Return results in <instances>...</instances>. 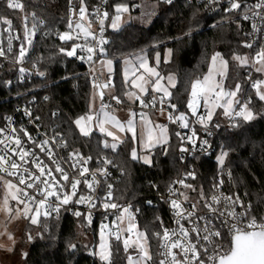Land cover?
Here are the masks:
<instances>
[{"label":"snow or ice","instance_id":"obj_1","mask_svg":"<svg viewBox=\"0 0 264 264\" xmlns=\"http://www.w3.org/2000/svg\"><path fill=\"white\" fill-rule=\"evenodd\" d=\"M166 2L171 3V0H166ZM218 2L219 0H210V3ZM4 3L8 9L24 10V5L20 0H4ZM228 3L229 7L224 9L225 12L243 10V20L257 18L261 23H264V0H256V3L252 5H248L244 0H228ZM68 5V31L59 33V39L65 43L75 40H82L83 43H72L71 48L61 47L59 52L67 57H76L90 64L99 62L111 74L113 61L111 59L94 61V57H97L98 53L106 54L104 45L108 41L103 36L105 21L110 19V27L119 29L124 14L130 11L129 6L125 3L114 4L112 5L114 13H110L101 7H96L92 12H89L85 0H68ZM90 17H94L98 23L99 35L93 30V21ZM24 21V40L19 45L18 54L13 57L15 64H23L36 32L35 23L29 28L27 16L24 17ZM0 24L8 25L7 29L0 31V38H3L4 32H8L7 49L5 50L3 46H0V57L7 58V54L13 52V40H20V37L12 34L11 20L0 15ZM252 28L256 32L262 31L257 24H253ZM0 45H2V39H0ZM243 46L253 48V43L245 42ZM78 50L84 54H78ZM171 56L172 50L168 49L164 62L168 63ZM154 59L155 66L149 65L146 55L137 56L136 62L125 60L124 84L133 90L125 91L124 96L133 103L139 101L141 107L144 108H155L157 104L161 106L167 104L168 107L175 110L177 106L171 103L173 96L171 89L176 87V77L174 74L164 76L157 70L160 64L159 52L156 53ZM232 60L241 67L249 64L257 65L256 71L264 72V45L256 50L251 57L234 53ZM228 64L229 61L224 59L219 52L213 54L207 72L190 82L186 102L189 112L168 114L169 121L179 124L181 128L190 130V134L179 131L175 133L180 141L179 150L181 153L197 151L198 141L200 151L206 152L208 150L209 141L198 135L196 128L192 125H200L207 135H211L210 125L216 128L220 127V124L213 121L214 116L217 115L216 109H222V114L233 121L235 117H239L243 122H250L259 115L250 106L251 98L246 102H242L238 98V93L241 92L240 83H236L233 88L225 87L224 81L227 78ZM26 71L27 69L23 67L19 68L21 73ZM93 73H95L94 68ZM39 75L44 76L45 73L40 72ZM251 86L255 89L259 99L264 101V79L253 81ZM92 87L93 92L90 95L88 112L73 121L80 134L84 137H90L94 131H99L106 137H112V143H109L107 139L103 141L104 147L112 149L117 148L118 144L124 141L110 128L117 129L119 132H131L133 141H136L138 138L136 113L132 112L126 122H121L114 114V110H110L111 105L104 103L105 90L113 87L111 76L109 75L107 81H101L99 77L94 75ZM157 93L160 95H156ZM145 97H149V99L146 100ZM96 99L101 101L99 109H94ZM111 99L117 103H122L119 96L113 95ZM201 107L204 108V112L199 111ZM160 110L163 112L164 108L161 107ZM189 113L191 117L195 118L194 120L189 119ZM26 114L31 115L27 111ZM140 125L143 131L139 134V141L147 154L141 156L136 148H133L131 158L142 160L145 164L151 165L153 163L151 149L160 146L165 155L169 151L168 127L167 125L153 124L147 113L140 114ZM231 126L239 127L240 125L234 121ZM21 133L27 137V142H30L33 147L27 146ZM51 139L55 141L56 137ZM61 145L67 147V143L63 141L62 137ZM186 145H191V148ZM36 149H39V152ZM40 153H43L54 167L45 163ZM227 156L228 152L223 150L218 155L217 161L221 168H223ZM90 160H92L91 156L84 157L79 150L69 153L68 161H64V163L71 162L69 167L73 169V174L70 175L61 164L63 158L57 159L48 139L37 141L23 127L20 129L12 127L7 132L4 128H0V182L3 183L4 187L3 203L0 205V210L8 213L15 210L17 216L23 215L31 224L40 223L41 217L50 218L53 214L58 217L61 208L73 202L88 205L89 211L85 218L89 223L92 221V210L98 206L103 208L105 212L118 210L120 215L116 216V220L112 221L111 225L103 221L100 224L99 243L97 250L93 251L92 255L98 257L101 264H114L113 256L119 251V248L114 250V242L122 243L123 252L126 254V264H264V217L258 221L251 214V204L244 205L238 195H225L220 192L219 189L224 183L223 179H219L213 184L216 192L210 197H206L203 190H200L199 195L204 201L202 207L205 211L203 212L195 202L191 204V209L185 208L184 203L189 202V197L183 192L179 193L183 200L171 198L176 197L179 190L172 185L168 186L170 208L176 227H165L163 221L157 217L162 229V231L152 234L157 239L158 247L161 249L159 256L162 258L157 260L150 251L149 235L147 232L139 230L131 206L122 208L121 205L113 202L112 185H107L104 196L101 197L96 194L97 189L101 188L98 173L105 177L109 173L103 167L95 170L89 169L87 165ZM101 163L111 164L112 162L102 158ZM186 175L194 179L196 174L194 171H190ZM228 175L231 176V172ZM5 177L10 178L6 179ZM172 183H178L185 188L195 190L191 184H185L184 180L173 181ZM81 184L86 186L87 194H80ZM153 187L157 186L153 185ZM10 200L15 202V209L9 207ZM97 201H99V205ZM20 205L23 207H19ZM237 205L244 211L237 212ZM137 211L139 210L137 209ZM74 215L80 217L84 214L76 211ZM212 218L220 221V228H227L230 237L227 247L217 242L216 238L221 237L222 233L220 228L213 224ZM184 221L190 227H186ZM200 221L205 222L203 226L200 225ZM125 222L126 227H122L121 225ZM31 238L29 236V239ZM69 247L74 249L76 245L71 244ZM22 255L26 256L27 253Z\"/></svg>","mask_w":264,"mask_h":264},{"label":"trees","instance_id":"obj_2","mask_svg":"<svg viewBox=\"0 0 264 264\" xmlns=\"http://www.w3.org/2000/svg\"><path fill=\"white\" fill-rule=\"evenodd\" d=\"M24 10H5L8 16L16 19L24 13L34 11L38 21L36 38L30 59L45 73L42 79H34L28 84H16L4 87V75L0 67V125L4 115L23 99L19 93L34 94L37 100L36 110L46 123H56L57 130L65 138L69 148L79 150L83 156L92 159L105 155L112 157L122 176L116 184L118 200H132L141 205L140 228L149 235L148 244L155 259L158 258V241L152 235L160 231L157 224L159 214L167 215L163 200L157 207L145 205L144 201L157 191H166L169 182L176 177L181 168L179 160V142L170 127L169 151L165 155L162 147L153 151L151 165H145L130 158V140L123 139L115 151L102 146L103 135L93 132L90 137L82 136L73 121L88 112L90 95L93 91L89 64H78L59 52L61 47L70 48L73 41L65 43L56 34L68 31V0H21ZM88 10L96 0H85ZM127 3L130 0H108V11L114 13L112 5ZM160 4L155 18L147 26L128 22L116 31L110 29L109 42L104 45L108 57L114 60L116 67L122 57L144 50L148 55L161 52L165 47L172 50L168 63L161 62L159 70L165 74L173 72L177 76L176 87L172 88L171 103L178 109L184 108L188 99L189 85L192 80L202 76L208 60L214 52L221 53L229 61L227 82L242 81L245 87L246 67H237L231 60L234 53H254L243 43L247 28L243 22L228 15H209L204 8L188 0H175L169 4ZM138 10H131L137 12ZM110 19L108 20V24ZM117 72V69H116ZM259 74L254 72L253 78ZM114 93L123 98L121 83L116 74L112 78ZM18 94V95H17ZM251 107L259 115L250 122L237 120L239 127L221 128L216 135L214 152L210 156H196L190 162L195 167L197 187L208 188L210 178L219 169L217 156L227 151L223 167L233 172L236 188L243 193L251 204V214L264 215V101L256 97L254 90L249 92ZM47 97V99H46ZM58 116H53V111ZM156 185L157 187H153ZM144 200V201H143ZM95 226V225H94ZM39 236L28 247L27 255L21 264H101L92 255L91 249L97 243V230L83 229L89 236L87 242L79 241V225L70 215L64 213L57 218L50 217L39 226ZM47 229V230H45ZM76 241V242H74ZM75 244L74 249L69 245ZM114 264H126V254L119 243L114 242Z\"/></svg>","mask_w":264,"mask_h":264},{"label":"built area","instance_id":"obj_3","mask_svg":"<svg viewBox=\"0 0 264 264\" xmlns=\"http://www.w3.org/2000/svg\"><path fill=\"white\" fill-rule=\"evenodd\" d=\"M135 1L137 2L139 0H135ZM157 1L161 4H169L168 2H166V0H157ZM174 1L175 0H171V3ZM188 1L202 6L204 8V10L206 11V13L209 15L224 14V15H228L232 18H235L236 20H239L240 22H243L247 28V33H246V38L244 40V43L245 42H252L253 43V48H247V49L256 51L262 45H264V23H261L257 18H254L252 20H247V21L243 20L242 19L243 10L233 11V12H225L224 9L229 7L228 0H219L218 3H210V0H188ZM20 2H21V0H20ZM244 2L247 3L248 5H252V4L256 3V0H244ZM206 5H207V7H206ZM96 7H101L103 9L108 10V0H106V3H105V0H96L95 4L93 5L92 9H90L89 12H92L93 9ZM6 9L12 10V9H8L5 6L4 0H0V15H2L3 17H5L8 20H11V22H12V34L20 37V40H13V42H12L13 43V52L8 53L7 58L0 57V67L2 68V74L4 75V78H3L4 79V82H3L4 87L5 88H11L12 86H14L16 84H28L29 82H31L34 79H37V78L42 79L44 77V76L39 75V73L42 71L30 59L31 52H32L33 47H34L36 32H35V36L32 38L33 43L31 45V47L29 48L27 57L24 60L23 64H15L14 60H13L14 55L18 54L20 43L23 42V40H24V25H25L24 17L27 16V26L29 28L32 27L33 23L36 24L37 21L41 24V20L37 19V15L34 11H29L27 13H24V14L20 15L18 17V19H16L15 16H8L7 14H5L4 11ZM130 9L131 10H139V6L137 4H133V5H131ZM249 15H251V13H249ZM90 19H92V21H93V23H92L93 30L97 32V35H99L98 23L96 22L94 17H90ZM253 24H257L262 29V31H260V32L254 31L252 28ZM7 28H8L7 24H0V31L7 29ZM104 28H105V31L103 33V36L109 42V40H110V36H109L110 28H109L108 20L105 21ZM36 29H37V24H36ZM63 32H65V31H63ZM63 32H61V33H63ZM58 34H56L57 38H59ZM7 36H8V32H4L3 38H0V39H2V45H0V46H3L5 48V50L7 49ZM72 43H83V41L82 40H75ZM78 54H84V53H81L80 50H78ZM252 54L253 53H251V55ZM100 55L101 54L98 53L97 57H94V61L101 58ZM68 58L70 60H73L74 62H76L78 64H89L90 68L93 66V64H90L86 61L79 60L76 57H68ZM94 64H95V68H94L95 73H93V69H91V82H92L94 75L99 77V79L102 81V78L97 71L96 63H94ZM20 67L27 69V71L24 73L19 72ZM254 72H255V68L253 66H248L247 69L245 70V76H246L245 87L242 88L241 92L239 93V99L242 102L245 100L248 101V99L251 98L249 92L251 90H254L251 86L252 82L255 81V79L253 78ZM249 77H251V79H249ZM113 95L114 94H107L106 93V95L104 97V103L110 104L111 109L124 106V104H125L124 100L121 98L122 103H117L115 100L111 99V97ZM21 96H23V99L21 101H19L18 103H16L12 107V109L4 115V118L2 120L0 128H4L7 132L12 127L17 128V129H20L21 127H23L25 129H27L28 133L31 136H33L37 141L48 139L49 144L52 146V150H53V152H55L57 159H59L61 157L63 158V161H61L62 166L65 168L66 171L69 172L70 175H72L73 169H71L69 167V164L71 162L69 161L68 163H64V161H68L69 153H71L74 150L70 149L68 144H67V147H63L61 145V137L63 138L64 142H66V140L62 136V134L57 130L56 123H46L42 119L41 115L37 112V110H36L37 100H36L35 95L31 94L29 96L28 95L24 96V94L19 93L18 97H21ZM115 96H117V95H115ZM145 99L147 100L149 98H145ZM100 103H101V101L98 99V107L100 106ZM201 103H203V102H201ZM161 107L164 108L163 114L166 117V122H168V124L172 128L174 136H175V133L177 131H179L181 133L190 134L189 129L181 128L179 126V124H174L171 121H169V119H168L169 113L179 114L180 112H189L186 105L182 109L176 108L174 110V109H171L170 107H168L167 104H165L163 106L157 104V106L155 108L148 107V109L160 110ZM26 111L30 112L31 115H27ZM199 111L204 112L205 110L203 107H201L199 109ZM53 116H55V117L58 116V112L56 110L53 111ZM9 118H11V119L9 120ZM189 119L194 120L195 118L191 117V115L189 113ZM238 119H239V117H235L234 121L237 122ZM213 121H214V123L220 124V127L216 128V127H212L210 125V130L212 133L211 135H207V133L204 132V130L201 128L200 125H197V124L192 125L196 128L198 135H200L203 138H206L209 141L210 147H208V150L206 152H202L199 150V141H198L197 142V151H195L194 153H192V152L181 153L180 152V155H179V160L181 163L180 172L168 184V186L172 185V187L179 190L176 194V197H171V198H179V199L183 200V197L179 196V193L183 192L185 195H187L189 197V202H185L184 207L191 209V204L195 202L198 204V208H200L202 212L205 210L202 207L204 201L201 200V197L199 195L200 190L201 189L203 190L206 197H210L214 192H216V189L213 188V184H215L219 179H223V181H224L223 185H221V187L219 189L220 192H223L225 195H233V196L238 195L240 197L241 201H243L244 205L250 204V202L246 198V196L236 188L233 172L229 168H225V167L221 168V166H220L219 169L216 171V173L210 178V183L208 185V188H206V189H203L202 187H200V188L197 187V183H196L197 176L196 175H195L194 179L192 177L186 175V173H188L190 171L195 172V167H194L193 163L190 162V160L193 157H196V156L206 157V156H210L214 152V144H215L216 135H217L218 131L221 130V128H227V129L233 128L231 126V124L234 121L230 120L228 117H226L223 120L215 118V119H213ZM21 136L26 141L28 147H33V145H31L30 142H27V137H24L22 133H21ZM52 137H56V140L53 141L51 139ZM176 139L178 140V142L180 144L179 139L177 137H176ZM186 146L191 148V145H186ZM36 151L39 152V149H36ZM40 155L45 160V163H47L50 167H54V165H52L51 161H49L43 153H40ZM84 157H87V156H84ZM102 158L110 160L112 163L111 164H102L101 163ZM87 167H89V169H91V170H95V169L101 168V167L106 168L107 172L109 173L108 176H106V177L100 176L98 173V179L101 180V188L97 189L96 194L101 196V197L104 196L106 191H107V185L111 184L112 185V192H113V202L121 205L122 208L131 206V211L135 214V222H136L139 230L142 231L140 228L141 205L137 204L136 202H134L132 200H118L116 198V184L119 182V180L122 176V171L117 167V164L112 160V157H108V156L103 155L100 158L92 159L88 162ZM229 172H231V176L228 175ZM195 174H196V172H195ZM5 178L9 179L10 177H5ZM57 178H59L58 175H57ZM90 178L91 177L89 176V179ZM178 180H184L185 184H191L195 190L190 189V188H185L183 185L178 184V183H176V184L172 183L173 181H178ZM79 192H80V194H87L88 190H87L86 186L81 184ZM159 200L164 201L165 206H166L167 215L164 216L163 214H159L157 217H159L160 220L163 221V225L165 227H168V228L176 227V225L173 222V220H174L173 212L170 208V202H169L170 201V194L168 192V187H167L166 191H164V192L156 190V193H154V195L152 197H150L148 199L146 198L145 201L144 200L143 201H144L145 205H148L150 207H157ZM149 201H151V203H148ZM97 204L99 205V201H97ZM137 209L139 211H137ZM76 211H80L84 215L77 217L74 215V213ZM88 211H89L88 205L76 204L73 202V203H70L69 205L62 207L59 215L64 214V213L70 215L73 219H75L77 221V224L79 225V227H81L83 229H87L89 231H91V229L93 227H96V230L98 231L100 229V224L102 221L109 223L111 225L112 221L116 220V216L120 215V212L118 210H109V211L105 212V210L103 208L98 206L96 209L92 210V221H91V223H89L87 221V219L85 218ZM236 211L241 212V211H244V209L241 208L239 205H237ZM105 217H107V219H105ZM262 217H264V215H262L259 218L258 217H256V218L259 221ZM52 218H57L56 214H53ZM212 220H213V224L217 228H220V221L215 219V218H212ZM156 221H157V224L160 228V231H162L160 221H158L157 219H156ZM183 223H185L186 227H190V225H188L186 221H184ZM199 223L201 226H203V224L205 222L200 221ZM121 226L126 227V222H125V224H123ZM220 230H221L222 235H221V237L216 238L217 242L222 243L223 245H225L227 247L229 244V240H230L227 228H220ZM125 235H127V233H125ZM193 235H195V234H193ZM119 244H120L121 248L123 249L122 243H119ZM160 251H161V249H159V247H158L157 254H158L159 259L162 258L159 256ZM204 258L206 260V257H204Z\"/></svg>","mask_w":264,"mask_h":264},{"label":"rangeland","instance_id":"obj_4","mask_svg":"<svg viewBox=\"0 0 264 264\" xmlns=\"http://www.w3.org/2000/svg\"><path fill=\"white\" fill-rule=\"evenodd\" d=\"M130 1L135 2L133 4H137L139 6V10L137 12H131L129 4L125 3L129 6L130 11H129V13L124 14L121 26L125 23L130 22V21L135 23V24L147 26L155 18V16L157 15V13L159 12V9H160V4L157 0H139L137 2L135 0H130ZM109 28L112 31L117 30V29L111 28L110 23H109ZM168 49H170V48L165 47L163 49L162 53L159 52L160 53V63L162 61L164 62L165 54L167 53ZM156 53L157 52H155L153 55H148L144 50H141V51L136 52L133 55H126V56L122 57V59L119 63V67H116L114 60L111 58H108V57L99 58L98 60L111 59L113 61V64H112L113 71L111 74H109L107 69L102 67V65L99 62H96L97 71L100 74V76L102 77V81H107V78H109V75L111 76V80H113L112 78H113L114 74H116L118 77V80L121 83V88L123 89L122 96L124 98V99L123 98L122 99L124 100L125 104L122 107H117V108L111 109V110H114V114L121 120V122H126L130 118L132 112L136 113L135 120L137 122V132H138V138L136 141H133L131 132H127V131L126 132H119L117 129H111L110 128V130L114 131L116 135L121 137V139H124L125 137L129 138L130 144H131L130 151H129L130 158H131V151L133 148H136L138 154L141 156L147 154V152L142 149L141 143L139 141V134L142 133V131H143L142 126L140 125V114L141 113H147L148 118L153 122V124L167 125L169 139H170V125L168 124V122H166V117L163 114L164 112H161V110H153V109L141 107V105L139 104V101H136L135 103H133L132 101L128 100V98L126 96H124L125 91L133 90V89L126 87L124 84L123 69L125 67V60H132L133 62H136L135 58L137 56L146 55L148 62H149V65L155 66L154 57H155ZM215 53H217V51L214 52L213 54H215ZM213 54L210 56V58L208 60V64H207V67H206V70L204 73H206L208 70V65L210 63V59L213 56ZM235 54L248 55L249 57H251L254 53L252 55L249 53H245V52L244 53H235ZM224 59H226V58L224 57ZM231 60H232V56H231ZM233 62L235 63V65L237 67L241 68V66H239L237 62H235V61H233ZM247 66H253L255 68V70L257 67V65H254V64H249ZM244 67H246V66H244ZM93 68H95V64H93V66L90 69H93ZM116 69H117V72H116ZM157 70L160 72L159 67ZM228 70H229V64H228ZM141 72H143L142 69H141ZM257 73L259 74V77L256 78L255 80L264 79V72H257ZM161 74L164 76H167L169 74H174L176 77V83H177V76L175 73L168 72L165 74H163V73H161ZM227 78H228V72H227ZM227 78L224 81L226 88H233L236 83H240L241 87H242V81L241 80H235L232 83H229V82H227ZM107 90H109V89H107ZM254 93L256 95L255 89H254ZM156 95H160V94L157 93ZM256 97H258V96L256 95ZM145 98H149V97H145ZM238 98H239V93H238ZM246 101L247 100H245L243 102H246ZM94 109H99V107L95 103H94ZM216 112H217V115L214 116L213 119L216 118V119L223 120L226 118L222 114V109H216ZM75 127H76V125H75ZM76 129L78 130L77 127H76ZM78 132H79V130H78ZM94 132L100 133L99 131H94ZM101 135L104 136L103 140H102V146L103 147H104L103 141L105 139H107L109 143L113 142L112 137H106L104 134H101ZM119 145H120V143L118 144V146ZM118 146H117V148H118ZM157 147H160V146H157ZM117 148L112 149L109 147L108 149H110L111 151H115ZM154 149L155 148L151 149V158H152ZM138 161L145 164L142 160H138ZM145 165H149V164H145ZM218 165H219V163H218ZM3 197H4V187H3V183L0 182V205H2V203H3ZM9 207H13L15 209V202L10 200L9 201ZM19 207L22 208L23 205H20ZM47 219H49V218L41 217L40 223L31 224L28 219H25L23 217V215L17 216L15 210L11 213H8L4 210H0V264H21L22 258L24 257V255H22V254L27 253L29 245L34 240H36L39 236L42 238L41 233H43V232L39 226L41 225L42 222H44ZM10 235H11V238H10ZM29 236H31L32 238L29 239ZM77 236H79L80 242L81 241L87 242L89 239V236L85 235L83 233V228H81V227H79V229L77 230ZM74 242H76V241H74ZM98 243H99V230L97 231V243L95 244V248L91 249V252L97 250ZM150 251H151V248H150ZM96 258L98 259V257H96Z\"/></svg>","mask_w":264,"mask_h":264},{"label":"crops","instance_id":"obj_5","mask_svg":"<svg viewBox=\"0 0 264 264\" xmlns=\"http://www.w3.org/2000/svg\"><path fill=\"white\" fill-rule=\"evenodd\" d=\"M102 78V77H101ZM109 78H107V80H108ZM93 92V91H92ZM105 92L107 93V94H114V95H116L115 93H114V87H111V89H109V90H105ZM118 96V95H117ZM124 99V98H123ZM89 102H90V100H89ZM94 103L98 106V99H96L95 101H94ZM88 110H89V105H88ZM126 138V137H125Z\"/></svg>","mask_w":264,"mask_h":264}]
</instances>
